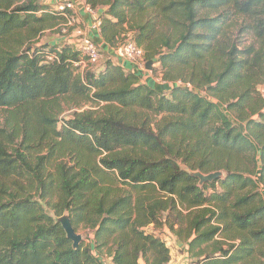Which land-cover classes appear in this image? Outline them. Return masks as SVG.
Returning a JSON list of instances; mask_svg holds the SVG:
<instances>
[{
	"label": "trees",
	"instance_id": "obj_1",
	"mask_svg": "<svg viewBox=\"0 0 264 264\" xmlns=\"http://www.w3.org/2000/svg\"><path fill=\"white\" fill-rule=\"evenodd\" d=\"M83 2L100 62L102 44L131 70L106 57L81 72L75 44L32 42L61 12L0 0V264H170L147 232L161 227L192 264H264V0ZM126 42L190 88L142 83L116 54ZM59 98L97 109L59 128ZM194 172L221 176L199 185ZM50 212L90 244L73 249Z\"/></svg>",
	"mask_w": 264,
	"mask_h": 264
},
{
	"label": "rangeland",
	"instance_id": "obj_2",
	"mask_svg": "<svg viewBox=\"0 0 264 264\" xmlns=\"http://www.w3.org/2000/svg\"><path fill=\"white\" fill-rule=\"evenodd\" d=\"M59 1L60 0H38V2L42 3V4L52 5L54 3L52 5L53 7H55L57 4H60ZM73 13H74V10H73ZM74 15H75V13H74ZM62 26H63V24H62V22H60L58 26H55L51 29L45 30L43 33H41L39 36H37L32 42H34L35 45H43L45 43L63 45V44L68 43V42L69 43L77 42L75 40V38L73 37V35L71 34L70 30L66 34L61 32ZM129 35H130V33H128L125 38H127ZM242 40H243V42H245V44H247V42H249L247 37H244ZM103 58H101V62L99 63V66H97V67H100L104 64V62L106 60V56H104ZM155 76L157 77V75H155ZM259 88H260L259 90H263V87H259ZM201 94L205 95L204 92H201ZM263 97H264V95H263ZM96 109L97 108H94V107L90 106L89 104H81L79 107H74L71 102L67 103L66 101L63 100V98H59L55 103V107L53 109V112L55 113V118L57 119V122H58L57 126L60 128L62 126L63 121L70 118L74 112L78 113V112H82L84 110H96ZM0 114L2 117H5L7 115L6 112H4V111H1ZM159 118L160 117H157L156 120L158 121ZM46 154H47L46 151L44 153H42V155H46ZM56 160H57V162H55V164L56 163H62V162L69 164V156L68 155H67V157H57ZM211 191L212 190L206 191V194L211 193ZM49 215H51L55 219L56 222H57L58 218H60L62 216H68L67 213H63L61 216L55 217L51 212L49 213ZM147 232H149L151 234L154 233L160 239L165 241L166 245H168L170 248L169 249L170 254H171L170 258H172L173 255H183L184 247H182V245H184L187 248L184 241L177 240V242L175 244L174 236L172 234H170V232H168L167 229L165 230V228H163V227L154 228V229L148 228ZM75 233L80 235L82 238L80 244H90V242L92 241L93 235H92V231L89 229L79 227L78 230L75 231ZM101 252L103 254H107L108 249H102ZM105 256L101 257V259L103 260L104 264H107V261H109V260ZM191 261L192 260L188 257L187 264H192Z\"/></svg>",
	"mask_w": 264,
	"mask_h": 264
},
{
	"label": "built area",
	"instance_id": "obj_3",
	"mask_svg": "<svg viewBox=\"0 0 264 264\" xmlns=\"http://www.w3.org/2000/svg\"><path fill=\"white\" fill-rule=\"evenodd\" d=\"M55 10L61 12L66 19L65 23L62 26L61 32L67 33L69 30L71 34L75 38L77 42H71L76 45L78 50L81 53L82 59L75 64V66L82 72L87 69H95L100 62V54L97 50L95 44L91 41V39L87 35V31H96L99 32L100 28V20L98 19V13L96 11L91 10L88 6L84 4V11L92 16L93 21L88 26L87 29H84L80 26L78 19L76 16H68L67 11L74 10V3L71 0H67L55 6ZM116 54L119 58L127 60L132 64H135L137 69L144 70L145 63L143 62V50L140 47H137L133 42H126L116 50ZM156 82L160 84H167L160 77H156ZM172 86H184L186 88H190L189 84H183L181 81H176L174 83H170V87Z\"/></svg>",
	"mask_w": 264,
	"mask_h": 264
},
{
	"label": "crops",
	"instance_id": "obj_4",
	"mask_svg": "<svg viewBox=\"0 0 264 264\" xmlns=\"http://www.w3.org/2000/svg\"><path fill=\"white\" fill-rule=\"evenodd\" d=\"M62 1L63 0H60L59 3H61ZM65 1H67V0H65ZM71 1L74 3V13H75V15H76V17L78 19V22L80 23V25L84 29H87L88 26H90V24L92 23L93 18H92V16H90L89 14H87L84 11V2H83V0H71ZM87 35L90 36L91 38H93L94 36L98 37V34L96 32H91L90 33V31H87ZM99 46H101V50L103 51V57L106 56V57H112V59L115 58L114 56H109L110 52H108V48L105 45L100 44ZM114 61L117 62V60H115V59H114ZM117 63H119L123 67H125L126 70H131L132 67H133L130 63L125 62L123 60H118ZM137 72H139V76H140L141 82L144 83V84L156 85L159 90L164 91V92L170 88L169 87L170 83L160 84V83L156 82V76L155 75H157V73H154L152 71H143V70H139ZM174 242L176 244L177 240H175ZM182 247H184L183 255H173L172 258H171V263L170 264H187V261H188L187 248L184 245H182ZM108 264H110V263L108 262Z\"/></svg>",
	"mask_w": 264,
	"mask_h": 264
},
{
	"label": "water",
	"instance_id": "obj_5",
	"mask_svg": "<svg viewBox=\"0 0 264 264\" xmlns=\"http://www.w3.org/2000/svg\"><path fill=\"white\" fill-rule=\"evenodd\" d=\"M151 65H152V63L150 61L146 62L145 69L148 71H151ZM191 176L194 178H197L199 180V185H202L204 183H209L211 181L216 180L217 178H219L221 176V173L215 172V173H211L208 175H203L199 172H194L191 174ZM57 223H59L60 226L62 227V229L65 233L66 239L71 241L72 248L77 249L82 238L80 235L75 233L74 229L71 226L69 217L68 216H62V217L57 219Z\"/></svg>",
	"mask_w": 264,
	"mask_h": 264
},
{
	"label": "clouds",
	"instance_id": "obj_6",
	"mask_svg": "<svg viewBox=\"0 0 264 264\" xmlns=\"http://www.w3.org/2000/svg\"><path fill=\"white\" fill-rule=\"evenodd\" d=\"M146 71H148V70H146Z\"/></svg>",
	"mask_w": 264,
	"mask_h": 264
}]
</instances>
